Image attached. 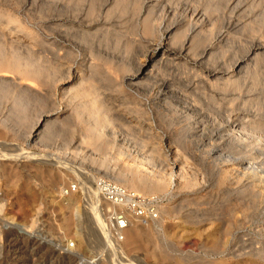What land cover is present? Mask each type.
<instances>
[{"label": "rangeland", "instance_id": "374dc122", "mask_svg": "<svg viewBox=\"0 0 264 264\" xmlns=\"http://www.w3.org/2000/svg\"><path fill=\"white\" fill-rule=\"evenodd\" d=\"M0 61V264H264V192L210 136L264 127V0H0ZM99 178L162 200L133 242Z\"/></svg>", "mask_w": 264, "mask_h": 264}, {"label": "bare ground", "instance_id": "6f19581e", "mask_svg": "<svg viewBox=\"0 0 264 264\" xmlns=\"http://www.w3.org/2000/svg\"><path fill=\"white\" fill-rule=\"evenodd\" d=\"M0 62H1L0 64H6V65L7 64H10V66L13 65V63L11 64V63H8L7 61L6 62L0 61ZM141 68H143V66ZM240 118L243 120L242 116ZM227 119H228V117H227ZM242 120L238 119V117L237 118H234V116H233L232 119L230 118V119L224 121V123L220 124L218 126L217 133L214 134V135H210V136L211 137H213V136L215 137L216 136V138H218L219 140H227V142L228 141L229 142H232V140L241 141V144L238 145L239 146L238 148L241 149L240 151L242 153L241 152L240 153L239 152H234V150H233L234 153H231L232 155L230 157H229V155L227 153V155H228L229 158L225 159V162L224 163L227 166V169L226 168L225 169L226 170H229L230 175H231L230 178L231 179H235L236 180L235 181L236 184L240 181L242 183V184L241 183L240 184L243 187L250 186V189H251V187H253V188L255 187V188L258 189V191L264 192V157L263 158L261 157L262 156V153L264 151V127L261 128L260 124H259V127L253 126L254 124L249 125L251 123L250 121L248 122V125L247 126L246 125L244 126L245 122H242ZM218 124L219 123H217V125ZM256 124H258V123H256ZM220 131H221V133H220ZM224 132H225V134H224ZM251 145H256L257 147L256 148L253 147V148L254 149H257V151L256 150H255V152L250 151L252 149V148L250 149V146ZM216 146H218V145H216ZM214 148H216V147H214ZM239 149H236V150L239 151ZM218 150H220V148H216L214 151H218ZM218 152L220 154V151H218ZM136 167L138 168V166H136ZM141 167H142V164H141ZM137 170L138 169H134L132 171L130 170L129 173H127L126 171L125 172H122V173L120 172V173H118L119 174L118 177L121 178V180H123V182L125 184H127V186H129V187L133 188L134 190H137V191L140 192V191H142V190L145 189L147 183H146V181L142 180L139 177V175L137 173ZM117 180H119V179H117ZM152 185H154V187H156L158 189L159 188H162V185L160 183H158V182L157 183L155 182V184H152ZM94 193H95V196L97 197L95 190H94ZM97 199H98V197H97ZM94 201H93V203L95 205H93V206H95L96 210H98L99 206L96 204L98 202V200L94 199ZM88 207L91 209L92 206L91 207L90 206H87V208L86 207L85 208L86 209H89ZM96 210H94V212ZM92 211H93V208H92L91 212ZM94 212L92 214L95 215ZM87 213L85 212L86 215H87ZM96 213H99V212L96 211ZM134 227H135L136 231L134 229H132ZM143 228H145L144 225H139V224H136L135 226H134V224L133 225H129L124 230V233L126 235L125 236L126 242L128 240V242L131 243V242H133L132 240H136V238L138 237V235H140V233H141V231H142ZM20 231H21L20 232L21 234H26V232H27V230H25L24 228L20 229ZM31 237L33 238L32 241L34 243L39 244V245H40V243L44 242L42 237L34 236V235L31 236ZM129 240H131V242ZM121 243H123V242H121ZM248 244H249V242H248ZM51 251H52V248H51ZM54 251H55V249L52 251V254H53L52 256H54L55 260H58L59 258H61L62 259V262H63V258L62 257L64 256V252L63 251L62 252L61 251L54 252ZM248 254H249V252H248ZM68 255H70V254H68ZM32 263H34V262L32 261ZM36 264H38V262ZM58 264H60V263H58Z\"/></svg>", "mask_w": 264, "mask_h": 264}, {"label": "built area", "instance_id": "2783aa9c", "mask_svg": "<svg viewBox=\"0 0 264 264\" xmlns=\"http://www.w3.org/2000/svg\"><path fill=\"white\" fill-rule=\"evenodd\" d=\"M94 186L98 196L110 205L103 220V234L110 244L123 242L129 225L149 224L159 217L162 200L155 195H142L103 178L97 179ZM74 189L75 185L68 188Z\"/></svg>", "mask_w": 264, "mask_h": 264}]
</instances>
